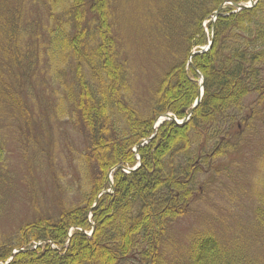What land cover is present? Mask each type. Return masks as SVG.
Instances as JSON below:
<instances>
[{
  "label": "trees",
  "instance_id": "trees-1",
  "mask_svg": "<svg viewBox=\"0 0 264 264\" xmlns=\"http://www.w3.org/2000/svg\"><path fill=\"white\" fill-rule=\"evenodd\" d=\"M186 1L182 35L175 34L186 46L155 82L146 105L136 107L112 0H0V120H16L23 142L38 148L43 110L83 144L76 186L56 174L51 202L37 204L49 205L0 242V263L13 256L9 264H248L242 256L224 255L212 233H192L187 253L170 263L160 254L172 223L199 195L196 179L222 172L227 167L217 163L231 156L239 155L232 173L241 172L240 161L254 151L251 143L264 138L256 126L264 116V0L234 14L228 7L213 25L210 49L189 66L190 51L208 43L203 21L224 2L247 0ZM193 68L203 76V96L189 120L160 125L138 149L140 167L129 174L114 170L113 193L92 207L111 169L136 164L132 149L152 135L156 118L170 113L182 120L189 112L199 94ZM46 164L56 173L50 156ZM255 207L264 215V183ZM89 213L90 238L84 234L91 230ZM16 249L22 250L12 255Z\"/></svg>",
  "mask_w": 264,
  "mask_h": 264
},
{
  "label": "rangeland",
  "instance_id": "rangeland-1",
  "mask_svg": "<svg viewBox=\"0 0 264 264\" xmlns=\"http://www.w3.org/2000/svg\"><path fill=\"white\" fill-rule=\"evenodd\" d=\"M186 2L112 0L115 36L132 70V99L136 107L146 105L144 100L152 94L155 82L174 65L183 51L182 46H186L178 43V36L175 35H182L181 13H187ZM248 2L249 0L244 3ZM230 4L225 2L221 11L225 12ZM26 11L35 14L30 7ZM211 17L202 23L207 37H210L207 27ZM41 112L45 114L43 110ZM44 114L40 117L44 120V125L43 132L39 135L38 148L23 142L18 135L19 125L16 120L11 121L8 116L0 120V146L3 151L0 163V242L12 239L19 226L32 218L37 213L36 210L49 205L37 204L39 199L45 204L51 202L56 174L70 188L79 180L80 173L76 168L77 153L83 152L81 138L69 126H61L54 118ZM256 126L264 137V116L257 121ZM252 145L253 153L246 160L240 161L241 172L232 173L233 164H236L239 155L231 156L217 163L218 169L220 166L227 167L222 172L205 174L196 179L199 195L190 210L172 223L168 241L160 249V254L163 252L166 255L168 263L178 259V255L187 253L194 233L201 236L212 233L224 255L242 256L248 264H264V215L255 214L256 200L264 183V138L261 137L260 141L251 143ZM43 149L46 153H42ZM49 156L56 173L47 167ZM134 157L136 164L133 167H123L127 170L137 167L140 164L138 152L134 153ZM30 180L33 182L32 186ZM106 184L107 187L102 191H111L113 187L108 178ZM63 192L62 190L60 194L64 197ZM31 198L33 201H30ZM68 198L70 201L73 199L70 196ZM90 217L89 213L91 223ZM71 231L72 229L68 233L69 239ZM90 233L91 230L84 231L89 238ZM69 239L65 248L69 245ZM39 244L33 247L37 248ZM59 249L61 251L62 247ZM169 256L172 257L171 260ZM10 262L8 258L5 263ZM181 263L182 259L177 264Z\"/></svg>",
  "mask_w": 264,
  "mask_h": 264
},
{
  "label": "water",
  "instance_id": "water-1",
  "mask_svg": "<svg viewBox=\"0 0 264 264\" xmlns=\"http://www.w3.org/2000/svg\"><path fill=\"white\" fill-rule=\"evenodd\" d=\"M245 8H247V7H246V6H239V7H238V11H240L241 9H245ZM218 15H219V9H218L217 12L215 13V17H217ZM210 46H211V42L209 43V45H208L206 48L201 49L199 52H191V53L189 54L188 61L190 62V61H191V57H193V56H195V55H199V54L205 53L207 50H209ZM194 69H195V68H194ZM196 73H197L198 77L201 78L200 88L202 89V81H203V78H202V76H201L198 72H196ZM201 89H200V94L198 95V97H197L196 101L194 102L193 106L191 107L189 113L185 116V118H184L182 121L177 122L175 119H172L171 116H170L169 114H165V115H163V116L161 117L160 120H157V121L155 122V126H154L155 128H154L153 136L156 134L158 126H159L163 121L173 120L176 124H182V123H185L186 121H188V120H189V117H190L191 114H192V112L194 111V109L196 108V106H197V105L200 103V101H201V98H202V90H201ZM153 136H152V137H153ZM152 137H150V138H148V139H146V140L140 142L139 144H137L136 149H135V153H137V150H138L139 147H142L143 145H145L146 143H148V142L152 139ZM138 167H139V164H138V166L135 167L134 169L126 170V171H127V173H130V172L135 171ZM116 168H118V169H122V166L119 165V166H117ZM110 185L112 186L111 182H110ZM112 191H113V188H111V191H104V192H102L101 194H103V193H111ZM97 199H98V198H97ZM97 199L95 200V203L97 202ZM10 260H12V258H10ZM5 264H8V263H5Z\"/></svg>",
  "mask_w": 264,
  "mask_h": 264
}]
</instances>
